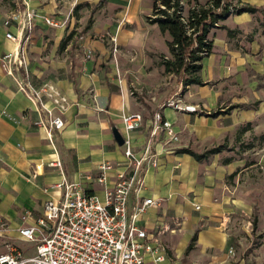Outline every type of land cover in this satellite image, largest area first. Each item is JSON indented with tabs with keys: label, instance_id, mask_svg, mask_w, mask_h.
Returning <instances> with one entry per match:
<instances>
[{
	"label": "crops",
	"instance_id": "0c3cea01",
	"mask_svg": "<svg viewBox=\"0 0 264 264\" xmlns=\"http://www.w3.org/2000/svg\"><path fill=\"white\" fill-rule=\"evenodd\" d=\"M2 1L0 0V56L2 52L13 47V43L4 36L2 18L9 9ZM98 1H34V4H39V10L43 14L54 15L63 22L60 27H50L39 22L28 47V59L34 78L54 81L68 97L69 105L63 116L66 122L64 129L55 133V145L68 178L95 175L98 165L103 161L116 164L123 162L122 147L113 137V128L120 130L122 136L130 135L138 146L150 132V119L157 109L173 123L175 130L181 126H186L192 131L196 128L195 134L212 144L219 142L236 128L240 131L246 130L244 135L249 134L248 137L255 142L264 140V35L259 31L245 39L246 34L251 32L255 25L259 26L257 21L262 14L260 11L237 13V29L241 30V34L237 36L238 49H229L228 33L225 29H211L209 34L213 39L214 48L202 63L204 82H207L206 79L226 75L231 65L236 67L237 110L226 111V108H221L222 112L215 117L201 114L203 111H211L217 105L220 92L214 88H204L206 84H191L190 90L181 95V99L187 100L188 104L198 105L201 110L195 113L176 111L168 105L161 106L162 103L151 106V114L145 120V106L125 91L120 93L118 90H111L107 78L104 79L108 74L102 72L97 65L106 49L95 36L111 34V39H115L118 47L125 50L155 47L156 41L163 33L158 24L146 18L150 16L154 1L103 0L102 4L93 10ZM243 1L259 6L264 13V0ZM85 3H89V6L84 5ZM76 4L82 6L74 11ZM86 7H90L88 16L92 22L91 27L84 31V24L74 27L72 22L69 25L70 18L73 19L70 9L72 8V12L78 16V13L87 11H83ZM78 30L85 32L83 37L81 35V42H75L79 44V48L74 46L72 39L60 45L61 40L71 31L75 32L74 36ZM164 34L169 40V33ZM223 44L226 48H223ZM80 50L98 51L100 56L92 63L82 57ZM1 68L0 66V219L4 217L6 223L9 220L12 222L9 225L10 231L3 237V240L11 242L10 239H18L15 228L21 222V215L26 210L32 211L34 216L40 215L44 202L57 196V192L50 186L59 180L60 176L56 167L45 165L53 157V149L44 130L34 125L37 119L34 101L20 92L12 78ZM108 80L111 82V79ZM88 88L95 100L86 93L81 96L77 92H85ZM127 112H140L143 115V127L133 130L131 134H128L122 123V115ZM237 135V140L242 142L244 138L241 133ZM155 149L159 152V162L156 167L150 165L144 174V193L158 203L148 207L139 220L140 226L148 233V243L158 248L157 250L165 256L164 246L172 249L175 255L176 249L179 248L183 254L188 253L191 260L196 259L195 264H231L226 261L228 236L222 229L223 221L219 215L223 213L226 201H230L233 206L237 204L236 209L245 213L257 208L258 222L263 226L264 185L248 188L239 183L237 199L228 198L221 185L196 183L194 167L202 161L194 160L191 155L178 153L176 150L170 153L165 149V152H161L164 148L160 142L155 145ZM204 162L209 164V160ZM40 163H44V166L35 177L38 180H30L35 165ZM233 165L232 160L220 165L217 169L218 175L230 171ZM116 170L118 168L107 172L104 184L90 183L92 191L102 196L104 188L113 185ZM22 171L27 174L28 179L21 175ZM208 172H211L206 175L209 178L214 171L209 169ZM208 178L207 183H217L214 176L209 180ZM17 192H22L24 197L19 193L16 195ZM195 204L199 205L198 209L194 208ZM170 213L177 217L183 216L178 229L171 225L168 218ZM202 218L212 223L198 229L196 225ZM195 230V247L186 252ZM19 241L18 245L27 253L33 252L30 244ZM204 254L211 257V263L205 261ZM145 262L177 264V261H171L169 258L156 261L151 253H146Z\"/></svg>",
	"mask_w": 264,
	"mask_h": 264
},
{
	"label": "built area",
	"instance_id": "2783aa9c",
	"mask_svg": "<svg viewBox=\"0 0 264 264\" xmlns=\"http://www.w3.org/2000/svg\"><path fill=\"white\" fill-rule=\"evenodd\" d=\"M34 1L38 0H16V6L2 18L4 36L13 47L2 52L0 66L16 88L34 101V124L44 130L53 149V157L45 165L56 167L60 178L50 186L57 196L44 202L40 215L26 210L15 228L18 239L33 247L32 253L3 240L10 228L0 219V264H145L146 253L153 254L156 261L164 260L165 255L148 243V233L139 220L148 207L158 203L144 193V174L150 165L158 166L155 145L160 136L165 143L178 140L173 123L160 109L155 110L150 132L140 145H135L130 135L123 136V162L103 161L95 175L68 178L55 145V133L66 123L63 116L68 97L54 81L34 78L28 59V47L39 22L50 27H60L63 22L43 14ZM167 105L184 112L200 109L180 96H171L161 106ZM122 123L129 134L143 127V115L127 112L122 115ZM43 166L36 164L31 177L35 178ZM117 168L113 185L104 188L102 196L94 193L90 183L104 184L107 172Z\"/></svg>",
	"mask_w": 264,
	"mask_h": 264
},
{
	"label": "rangeland",
	"instance_id": "374dc122",
	"mask_svg": "<svg viewBox=\"0 0 264 264\" xmlns=\"http://www.w3.org/2000/svg\"><path fill=\"white\" fill-rule=\"evenodd\" d=\"M199 1L204 2L205 0ZM182 2L183 14L186 15L190 3L187 0H182ZM233 2H236V0H233ZM2 3L5 4L9 10L16 6V0H3ZM65 8L67 9L68 7ZM86 9L87 11L85 12ZM83 11L85 13H78V16H76L71 8L70 13H72L73 19L70 18L69 25L73 22L74 27L82 24L86 26V23H88V27H91L92 22L88 21L90 7H86ZM237 20L236 13H229L223 19L219 20V23H224L235 29L232 37H229L228 35L229 49H238L237 36L239 33L241 34V30L237 33ZM263 21L264 14L262 13L257 21L259 26L256 27L255 25V27L251 29L252 31H249V33L246 34L245 39H248L256 32L260 31L262 33L263 26L260 24ZM83 29L84 31L86 30L85 27ZM211 29H214L215 31L217 28L213 27ZM77 32L78 33L72 36L71 39L73 40L74 46L79 48V44L75 42H81L85 32H83V30H78ZM162 33L163 36L156 41L155 47L151 46L149 48L132 50H125L118 47L115 39H111V34L95 36L96 39H99L103 43L106 49L104 50L105 54L101 57V61L97 65L102 72L108 74V77L104 76V79L107 78V83L111 90H118L120 93L125 91L128 95L133 96L139 104L144 105L146 108L143 110L145 120L149 118L151 114V106H158L168 98H171V96H180L181 98V95H184L190 90V85L184 86L182 83H178L176 76L170 72H166L164 66L161 64L163 56L171 57L168 40L165 37V32ZM150 34L152 36V31ZM209 37H211L210 34ZM223 48H226L224 47V44ZM79 52L82 57L91 60L92 63H95V60L100 56L98 51L95 52L93 50H80ZM87 54H90V56ZM229 68L230 71L227 69L226 75L219 78L205 80L207 83L204 88H214L220 92L217 105L212 108V110L219 111L221 108H226V111L237 110V70L234 65H231ZM200 75L201 78H203L202 71H200ZM108 79H111V82ZM77 92L81 96H84L86 93L88 97L89 95L92 97V92L89 88L85 92H82L81 90H77ZM92 98L95 100V97ZM96 101L94 102L97 103ZM182 101L188 103L185 99ZM199 110H201V108ZM193 130L194 131L186 128V126H181L180 129L176 130L178 140L165 143V140L162 141L163 138L160 136L158 142H160L161 147L164 148L161 152H165L166 149V151L170 153L175 152L177 148L181 147H188L196 152H203L214 146H223V150L209 156V164L202 161L195 165L194 179L196 183H202L204 185H221L228 198L236 199L237 185L239 183H242L248 188H259L261 185H264V140H258L255 142L248 137L249 134L244 135L246 130L240 131L236 128L235 131L228 132L223 139L219 140V142L212 144L207 142V139H203L196 135V128ZM239 132L243 136L242 138H244L242 142L237 140V133ZM131 133H133V131L129 132V134ZM226 158H231L234 165L231 167V170L229 169L230 171L227 170L224 174L222 173V175L219 176L217 169L220 168V165L224 164L223 162ZM0 163L2 164L1 161ZM177 166H179V164H177ZM209 169L214 171L209 178H213L214 176L217 183H207L208 177H206V175L211 173L208 172ZM21 175L27 178L25 172L22 171ZM29 179L34 181L38 180L32 177ZM18 193L20 196L24 197L22 192H17L16 195H18ZM236 208L237 204L233 206L230 204V201H226L225 209L223 210V213L219 215L223 221V224L221 225L222 229L228 236L226 246V254L228 257H226V261H229L231 264H264V224L263 226L259 225L257 208H253L252 212L246 213L243 210ZM168 218L171 225L176 229L180 227L181 221H183V216L177 217L172 213L168 214ZM2 221H6V219L4 220L3 217ZM10 223L12 222L9 220L7 224L10 225ZM211 223V221L202 218L196 225V228H205ZM10 241L13 244H19L20 242L15 238L10 239ZM177 243L179 244V241ZM178 244L177 246L179 247L180 245ZM164 247L166 251V259L169 258L171 261H177V264H195L194 262H196V259L191 260L190 255L188 253L183 254L181 249L177 248L175 255L172 253V249H168L166 246ZM204 259L205 261H208V263H211L209 262L211 261L209 255L204 254Z\"/></svg>",
	"mask_w": 264,
	"mask_h": 264
},
{
	"label": "trees",
	"instance_id": "16d2710c",
	"mask_svg": "<svg viewBox=\"0 0 264 264\" xmlns=\"http://www.w3.org/2000/svg\"><path fill=\"white\" fill-rule=\"evenodd\" d=\"M150 16L146 18L153 23L158 24L161 32H168L170 40H168V47L171 57L163 56L161 64L164 66L166 72L174 74L178 83L184 86L191 84L204 85L201 78L200 71L202 69L203 59L207 57L213 47V39L209 37L211 28L225 29L229 37H232L235 29L219 23L229 13L262 12L258 6L251 5L243 0H187L190 6L187 14H183L182 0H153ZM103 0H99L93 10L102 4ZM84 5L89 6V3ZM82 4H76L74 11L78 10ZM264 14V13H263ZM91 21L90 19L88 20ZM263 26L262 33L264 35V21L261 22ZM88 28V23L85 29ZM240 32L237 29V33ZM75 32L71 31L65 38L61 40L60 45L67 43ZM222 111L211 110L203 111L201 114L215 117ZM226 112V111H225ZM223 146H214L203 152H196L188 147L177 148L178 153H187L191 155L194 160L208 161L209 156L220 152ZM231 158H226L223 163H228ZM197 238V230L191 236L186 247V252L194 247Z\"/></svg>",
	"mask_w": 264,
	"mask_h": 264
},
{
	"label": "water",
	"instance_id": "95a60500",
	"mask_svg": "<svg viewBox=\"0 0 264 264\" xmlns=\"http://www.w3.org/2000/svg\"><path fill=\"white\" fill-rule=\"evenodd\" d=\"M120 130H118L117 128H113V137L115 139V141L117 142L118 145H123V136L122 134L119 132Z\"/></svg>",
	"mask_w": 264,
	"mask_h": 264
}]
</instances>
